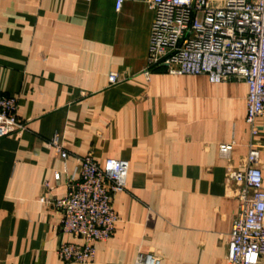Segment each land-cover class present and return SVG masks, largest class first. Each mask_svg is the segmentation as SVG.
Segmentation results:
<instances>
[{
    "label": "crops",
    "instance_id": "1",
    "mask_svg": "<svg viewBox=\"0 0 264 264\" xmlns=\"http://www.w3.org/2000/svg\"><path fill=\"white\" fill-rule=\"evenodd\" d=\"M148 2L124 0L117 11L116 0H0V94L18 98L27 124L0 139V264H65L58 245L78 240L61 232L54 203L68 194L73 156L86 155L129 166L115 235L95 244L94 264H135L139 253L226 264L240 206L227 174L264 143V120L252 136L245 82L165 67L146 78ZM111 73L123 81L111 86ZM55 135L70 159L48 144ZM231 142L224 159L219 147Z\"/></svg>",
    "mask_w": 264,
    "mask_h": 264
},
{
    "label": "built area",
    "instance_id": "2",
    "mask_svg": "<svg viewBox=\"0 0 264 264\" xmlns=\"http://www.w3.org/2000/svg\"><path fill=\"white\" fill-rule=\"evenodd\" d=\"M123 1L116 0L117 11ZM148 5L154 17L146 78L152 69L165 67L172 75H205L212 84L245 82L246 123L255 136L257 121L264 120V0H149ZM122 81L117 73L109 75L111 86ZM18 107V98L0 94V139L27 131ZM48 144L64 161L71 158L59 135ZM234 147L235 142L220 145V156L229 159ZM73 157L76 171L68 194L54 205L63 215L61 232L78 242H61L56 254L65 264H94L95 244L115 235L119 218L114 200L127 191L129 166L113 158L99 164L91 155ZM263 157L264 143L253 142L240 168L227 174L239 187L240 206L226 264H264ZM135 264H161V258L139 253Z\"/></svg>",
    "mask_w": 264,
    "mask_h": 264
}]
</instances>
